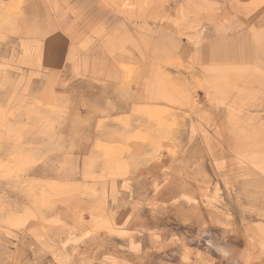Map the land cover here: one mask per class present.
Listing matches in <instances>:
<instances>
[{"label": "rangeland", "instance_id": "374dc122", "mask_svg": "<svg viewBox=\"0 0 264 264\" xmlns=\"http://www.w3.org/2000/svg\"><path fill=\"white\" fill-rule=\"evenodd\" d=\"M0 264H264V0H0Z\"/></svg>", "mask_w": 264, "mask_h": 264}]
</instances>
